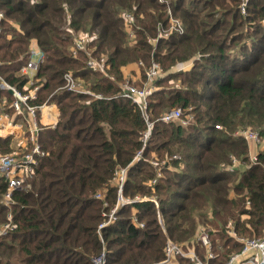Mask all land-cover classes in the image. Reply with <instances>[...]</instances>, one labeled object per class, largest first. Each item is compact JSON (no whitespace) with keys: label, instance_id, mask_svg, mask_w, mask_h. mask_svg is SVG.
<instances>
[{"label":"trees","instance_id":"16d2710c","mask_svg":"<svg viewBox=\"0 0 264 264\" xmlns=\"http://www.w3.org/2000/svg\"><path fill=\"white\" fill-rule=\"evenodd\" d=\"M242 2L0 0V83L21 93L29 89L19 70L35 40L44 58L29 103L54 104L59 111L54 125L39 122L43 155L24 186L11 193L9 206L0 174V228L9 213L12 225L0 236V264H92L103 251L106 264H162L166 237L204 259L195 242L202 223L219 229L213 233L218 242L209 234L215 255L209 264H226L241 243L219 226L229 221L237 236L264 237V0H247L245 14ZM167 4L184 33L150 42L159 27L170 26ZM125 10L135 20L132 39L121 16ZM71 31L88 35L92 55L106 58L104 71L89 69L84 53L72 55ZM195 54L189 69L154 81L147 97L152 126L143 145L145 119L120 95L123 68L136 67L129 81L141 87L153 62L164 70ZM65 73L103 98L64 90ZM12 100L0 89V107L24 120L13 114ZM176 107L192 115L188 124L160 120ZM245 128L261 139L255 162L246 140L234 134ZM9 143L0 138V151H8ZM153 161L161 166L155 182ZM119 168H126L122 197L143 200L120 207L101 230V241L98 225L116 204ZM178 264L190 263L178 257Z\"/></svg>","mask_w":264,"mask_h":264},{"label":"built area","instance_id":"2783aa9c","mask_svg":"<svg viewBox=\"0 0 264 264\" xmlns=\"http://www.w3.org/2000/svg\"><path fill=\"white\" fill-rule=\"evenodd\" d=\"M160 3H165L164 0H159ZM247 0H244L240 6L241 13L244 14L245 4ZM2 13L0 12V17ZM121 16L127 24V34L130 39L133 38V29L132 25L134 24V16L131 12L123 11ZM172 22V20H171ZM174 24L171 25L168 29L160 28L158 36L149 38L148 41L156 42L159 38H166L170 35V33H177L179 35L183 34V29L181 27V23L178 21L172 22ZM89 37L86 33H79L74 36L71 53L72 55H77L79 52H82L86 55V66L95 71H104L106 65L105 56H93L91 51L88 48ZM44 55L42 51L37 46L34 40H31L29 46V59L28 61L20 68L19 74L22 77H25L27 80L26 92L21 93L15 86H11L5 82L0 83V89L10 91L13 97L12 100V108L13 114H23L26 116V128L23 130V126L14 120V115H10L6 112L2 107H0V132L4 135V137H11V139H15L22 136L26 141H30L32 144L30 148L25 149L24 151L19 152V148L23 147L26 142H23V145L18 146L17 149H14L12 154H0V174L7 181V191L4 195L3 202L6 206L10 205V196L11 193L15 190L21 189L27 178H29L35 171L38 166V157L43 155V151L36 143V136L40 129L39 121L37 119V110H39V118L40 121L42 119V125L49 126L54 125L57 120L56 117L59 116V113L53 111L54 104L44 103L39 106L31 105L29 102L36 97L37 91L39 89V85L36 83L35 74L42 63ZM186 62V61H185ZM193 63V62H192ZM192 63H184L176 65L175 67H171L169 69H165L164 71L161 69L160 64L157 62H153L148 68L149 71L146 75L147 80L149 78L154 77V79L165 78L168 74L176 73L178 71H185L192 66ZM147 68V69H148ZM112 78V77H110ZM64 85L63 89L72 93H78L82 95H88L96 99H102L103 97L100 94H95L88 90L82 83L81 80L74 77L71 73H65L63 75ZM146 83L148 85H146ZM155 90V86L148 81H144L141 87H135L131 84L128 78L124 80L121 84V93L120 95L124 98L131 100L133 104H135L141 111L147 128L143 132L141 136V142L143 145L146 144L150 129L152 124L148 120L147 115V97ZM3 104V102L1 103ZM49 108V111H45L44 109ZM52 108V110H51ZM181 107H176L165 112L160 120L164 122L175 121L179 122L182 125H186L192 119V115L186 113L183 115ZM22 128V130H21ZM215 128H219L218 125H215ZM26 130V131H25ZM235 135H239L243 137L245 140L250 141L252 145L257 147L261 144V139L258 136L257 132H254L250 129L239 130L234 133ZM20 141L19 143H21ZM260 148V147H259ZM258 148V149H259ZM258 149L254 150V152L249 153V160L251 162H255L257 160ZM142 149H140L135 158L141 156ZM176 157V156H174ZM234 165H237V161L233 160ZM153 167L156 170V176L153 178V182L161 175V166L153 161ZM228 169H231L229 167ZM126 168H119L115 170V178L118 185V197L116 204L107 212H103L104 219L98 225V236L102 241L101 230L113 222L116 218L117 211L120 207L127 204H133L137 201H142L143 198L135 197L134 199L123 198L122 193V185L125 179ZM99 196V195H98ZM153 202L155 199H150ZM106 206V203L104 204ZM160 213L158 215L159 222ZM162 224V223H160ZM140 227L143 224H139ZM11 215L10 213L7 215V222L0 228V236L5 234L6 231L11 230ZM230 235L234 237H238L236 239L241 243V249L238 252L231 254L226 262V264H264V237L262 238H245L239 237L235 235L232 231H230ZM195 242L204 249V259L197 253L195 249H184L181 246H178L174 242H172L169 238L166 237L165 243V258L161 261L162 264H178V257H184L188 259L190 264H209V260L214 259L215 255L211 251V242L209 239V232L206 228L200 227L197 231ZM92 264H106V255L101 252L98 256L93 257L91 259Z\"/></svg>","mask_w":264,"mask_h":264},{"label":"rangeland","instance_id":"374dc122","mask_svg":"<svg viewBox=\"0 0 264 264\" xmlns=\"http://www.w3.org/2000/svg\"><path fill=\"white\" fill-rule=\"evenodd\" d=\"M165 1V3H169V0H164ZM244 1V0H243ZM158 2H159V0H158ZM243 3V2H242ZM241 3V4H242ZM166 10H167V15H168V18H169V24L171 23V25L172 24H174V23H172V22H175V21H178L179 20V22L181 23V27H182V29H183V33H184V27H183V24H182V22H181V20L180 19H178L177 17H175L174 15H173V13H172V10H171V7L169 6V4H167V8H166ZM243 14V13H242ZM244 14H245V9H244ZM171 20H172V22H171ZM79 33H81V32H78V31H76V32H73V31H71V37H72V43H73V39H74V36L75 35H77V34H79ZM83 33V32H82ZM85 33V32H84ZM35 41V40H34ZM199 58V55L198 54H195V55H193V56H191L190 58H188V59H186L185 61L183 60V61H177V62H175L173 65H171V66H169V67H167L166 69H169V68H171V67H175L176 65H179V64H184V63H192V62H194L195 60H197ZM131 66H127V67H124L123 69H124V80L126 79V78H128L129 79V76H130V71H132V70H136V67H132V68H130ZM160 67H161V69L163 70V67H162V65H160ZM148 68V67H147ZM145 69V74L147 75V73H148V71H149V68L148 69ZM165 70V69H164ZM163 70V71H164ZM178 72H182V70L181 71H178ZM178 72H176V73H178ZM176 73H171V74H168L167 76H165V77H168V76H173L174 74H176ZM145 75V76H146ZM136 77H134L133 79H135ZM138 78V77H137ZM136 78V79H137ZM159 79H163V78H160V77H158ZM157 78V79H158ZM124 80H123V82H124ZM146 81H148L149 83H151V84H153L154 85V81H156V79H154V77H152V78H149V80H147V78H146ZM122 82V83H123ZM146 85H148L147 83H146ZM185 110H182V112H183V115H185L186 113L184 112ZM18 123H20L22 126H23V130L26 128V116L24 115V120L23 119H17L16 120ZM220 127V126H219ZM245 129H249V128H245ZM21 130H22V128H21ZM241 130H244V129H241ZM250 130H252V129H250ZM26 131V130H25ZM239 131V130H238ZM254 131V130H253ZM255 132V131H254ZM0 138H5L4 137V135L0 132ZM9 139H10V143H9V150L8 151H6V152H1L0 151V153L1 154H12V152H14V149H17L18 148V146H21V145H23V142H26L24 145H23V147H20L19 148V152L20 151H24L25 149H27V148H30L31 147V143H30V141H26V139H23L22 138V136L20 135L19 137H17V138H15V139H11V137H9ZM20 141H22L21 143H19ZM246 142H247V144H248V149H249V153L250 152H254V150H256V149H258L259 147H260V145H258L257 147H255L254 145H252L251 144V142L250 141H247L246 140ZM15 143V144H14ZM36 143H37V141H36ZM17 146V147H16ZM16 147V148H15ZM237 162H238V160H236ZM250 161V160H249ZM251 162V161H250ZM161 220V219H160ZM160 223H162V221L160 222ZM224 226V230L225 231H227V230H229V233H230V230L232 229V223L231 222H227V223H225L224 225H221V226H219V227H223ZM200 227H203V228H207V230H208V232H209V234H212V236H214V238H215V240L218 242V238H217V236H215V235H213V233L215 232L216 233V231L217 230H219V229H217V228H215V227H217V226H214V225H210V224H206V223H202V225H200L198 228H200ZM227 235H228V233H227ZM101 236H102V234H101ZM239 237H243V236H239ZM247 237V236H246ZM236 238H238V237H235V238H233V240L235 241V242H237V243H239L240 244V242H239V240L238 239H236ZM222 250V249H221Z\"/></svg>","mask_w":264,"mask_h":264},{"label":"crops","instance_id":"0c3cea01","mask_svg":"<svg viewBox=\"0 0 264 264\" xmlns=\"http://www.w3.org/2000/svg\"><path fill=\"white\" fill-rule=\"evenodd\" d=\"M138 76H136V78H137ZM135 78V79H136ZM51 110H52V108H51ZM53 111H55V112H57V113H59V111H58V109H57V107L56 106H53ZM56 120H58V116L56 117ZM38 121L42 124V119H41V121H40V118H38ZM15 144V143H14ZM17 147V146H16ZM15 147V148H16Z\"/></svg>","mask_w":264,"mask_h":264},{"label":"bare ground","instance_id":"6f19581e","mask_svg":"<svg viewBox=\"0 0 264 264\" xmlns=\"http://www.w3.org/2000/svg\"><path fill=\"white\" fill-rule=\"evenodd\" d=\"M47 111H49L50 109L49 108H46Z\"/></svg>","mask_w":264,"mask_h":264},{"label":"water","instance_id":"95a60500","mask_svg":"<svg viewBox=\"0 0 264 264\" xmlns=\"http://www.w3.org/2000/svg\"><path fill=\"white\" fill-rule=\"evenodd\" d=\"M10 92V91H9ZM11 93V92H10ZM161 221H162V216L160 217Z\"/></svg>","mask_w":264,"mask_h":264}]
</instances>
